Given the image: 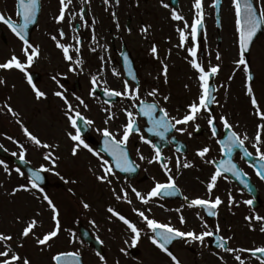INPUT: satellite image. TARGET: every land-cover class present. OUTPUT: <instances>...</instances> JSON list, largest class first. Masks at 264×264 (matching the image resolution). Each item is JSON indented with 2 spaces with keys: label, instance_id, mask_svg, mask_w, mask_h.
Instances as JSON below:
<instances>
[{
  "label": "flooded vegetation",
  "instance_id": "flooded-vegetation-1",
  "mask_svg": "<svg viewBox=\"0 0 264 264\" xmlns=\"http://www.w3.org/2000/svg\"><path fill=\"white\" fill-rule=\"evenodd\" d=\"M215 3L0 0V167L29 183L16 159L58 179L38 194L61 190L67 162L97 167L86 196L103 189L96 203L119 209L128 226L119 256L149 242L165 264H264V154L239 138L262 164L249 163L223 146L233 128L219 99L223 0L218 22ZM70 216L81 224L73 208ZM80 245L83 258L94 254Z\"/></svg>",
  "mask_w": 264,
  "mask_h": 264
},
{
  "label": "rangeland",
  "instance_id": "rangeland-1",
  "mask_svg": "<svg viewBox=\"0 0 264 264\" xmlns=\"http://www.w3.org/2000/svg\"><path fill=\"white\" fill-rule=\"evenodd\" d=\"M253 1L264 20V0ZM235 5L234 0H223L221 14L223 46L219 51L221 65L218 72L222 119L233 128L240 139L251 147L261 148L264 154V34L251 49L250 63L255 81L252 86H248L238 48L233 46L231 39L235 36L234 25L237 19L234 13ZM210 46L213 50L216 48L215 43H211ZM179 66V73L187 74L186 67L180 64ZM51 129L46 135L50 142L53 138L56 139L55 130L53 127ZM34 162L38 163V160L35 158ZM67 164L73 166L77 164V168L73 166L67 168L66 172H73L59 179L61 190L45 191L47 196L44 197L36 193L33 185L25 179L15 175L8 177V173L0 167V264L5 259H10L8 255L19 259L20 264H53L57 254L68 251L81 254L84 251L81 243L67 237L69 234L78 233L77 226L71 221V208L77 212V221L99 234L107 246L105 247L103 243L102 258L87 253L83 258L84 264H165L161 258L151 253L149 242L142 244L135 258L128 259L117 255V250H120L117 247L119 240H124L123 243L128 244L124 239L128 226L125 228L121 225L119 209L109 207L106 211L102 209L104 205L96 203L95 199L102 195L103 189L91 197L90 194L86 196L95 180L91 176L96 175L93 169L98 168L94 166L87 168V164L90 163L82 161ZM58 169L63 168L59 166ZM55 170L52 168V173ZM48 180L56 183L58 179L50 175ZM73 191L76 195L74 198ZM45 197L49 198L50 204L46 202ZM88 202L92 205L90 208ZM58 207L61 209V215L55 213ZM101 211L103 215H100ZM29 214L31 221H28L27 225L25 219L29 218ZM141 234L142 237L145 236L144 231ZM42 236L50 240H44ZM112 246L115 248L114 252Z\"/></svg>",
  "mask_w": 264,
  "mask_h": 264
},
{
  "label": "water",
  "instance_id": "water-1",
  "mask_svg": "<svg viewBox=\"0 0 264 264\" xmlns=\"http://www.w3.org/2000/svg\"><path fill=\"white\" fill-rule=\"evenodd\" d=\"M240 10V42L241 52L245 55L248 62L249 51L251 45L259 38L263 32V23L250 0H238ZM219 16V11L217 12ZM248 75L251 77V71L248 68ZM1 154V152H0ZM28 176L36 184H41L44 177L38 172L31 169H26ZM81 238L87 244L93 246V248L100 254L101 250L99 243L89 237L88 233L81 230ZM56 264H82V259L77 256L65 255L56 259Z\"/></svg>",
  "mask_w": 264,
  "mask_h": 264
}]
</instances>
